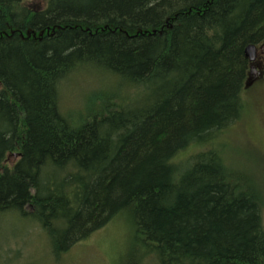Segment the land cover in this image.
I'll return each mask as SVG.
<instances>
[{"label": "trees", "instance_id": "obj_1", "mask_svg": "<svg viewBox=\"0 0 264 264\" xmlns=\"http://www.w3.org/2000/svg\"><path fill=\"white\" fill-rule=\"evenodd\" d=\"M26 1L0 0V217L33 218L57 260L122 215L120 264H264V170L219 140L264 0Z\"/></svg>", "mask_w": 264, "mask_h": 264}, {"label": "rangeland", "instance_id": "obj_2", "mask_svg": "<svg viewBox=\"0 0 264 264\" xmlns=\"http://www.w3.org/2000/svg\"><path fill=\"white\" fill-rule=\"evenodd\" d=\"M25 3L40 8L46 5V0H27ZM88 74V71H82L80 76L85 77L73 85L61 86L60 97L65 111L82 107L81 101L91 88L87 84ZM72 82L73 80L69 84ZM241 99L247 107L243 117L231 124L225 131L226 135L219 140L225 141L227 151L234 154L239 166L261 173L264 170V159L258 149L264 153V78L243 88ZM197 150L198 147L191 146L187 153ZM15 161L16 157L13 156L11 163ZM126 219L130 221L129 217L122 215L111 220L62 253L57 260V256L53 257L49 251L45 232L33 218L22 217L16 213L6 214L0 217V254L3 253L0 263L15 257L16 253H21L20 260L27 258L25 260L35 264H120L127 239L132 234V228ZM18 259L13 258L12 264L18 263Z\"/></svg>", "mask_w": 264, "mask_h": 264}, {"label": "flooded vegetation", "instance_id": "obj_3", "mask_svg": "<svg viewBox=\"0 0 264 264\" xmlns=\"http://www.w3.org/2000/svg\"><path fill=\"white\" fill-rule=\"evenodd\" d=\"M255 57L252 60L251 65V77L253 78L251 81L248 82V85L251 86L256 83L257 80L264 78V43L259 45H255ZM247 85V87H248Z\"/></svg>", "mask_w": 264, "mask_h": 264}, {"label": "water", "instance_id": "obj_4", "mask_svg": "<svg viewBox=\"0 0 264 264\" xmlns=\"http://www.w3.org/2000/svg\"><path fill=\"white\" fill-rule=\"evenodd\" d=\"M255 50H256V47H255L254 44L249 45V46L246 48V56H247L249 59L253 60L254 57H255ZM247 85H248V83H247ZM247 85H246V86H247ZM248 86H249V85H248Z\"/></svg>", "mask_w": 264, "mask_h": 264}]
</instances>
